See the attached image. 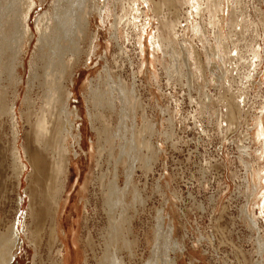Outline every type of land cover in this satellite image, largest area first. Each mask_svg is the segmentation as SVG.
Returning <instances> with one entry per match:
<instances>
[{
  "label": "rangeland",
  "instance_id": "rangeland-1",
  "mask_svg": "<svg viewBox=\"0 0 264 264\" xmlns=\"http://www.w3.org/2000/svg\"><path fill=\"white\" fill-rule=\"evenodd\" d=\"M4 1L0 0V13L5 11L10 16L0 21V232L13 224L17 238L8 264H51L56 258V264L60 259V264H108L107 249L114 248L110 246L112 221H116L117 237L130 241L126 248L116 246L119 259L124 264H147L155 257L152 239L158 209L163 228L170 224L168 215L173 217L175 228L170 235L178 242V248L171 245L165 250L168 256L164 259H176L177 264H255L260 256L254 233L241 214L246 194L240 182L244 167L237 158L236 142L246 130L250 133V117L264 100V81L255 83L262 79L264 69V32L258 39L260 62L250 77L248 106H244L236 127L225 131L217 127L214 117L205 116L202 126L197 125L190 116L192 104L183 84L167 79L162 64L154 63L158 84L151 80L150 72L140 71L142 55L135 33L119 17L126 1L110 0V12L102 19L97 14L91 17L73 43V56L81 52L82 57L71 66L69 78L61 76L59 70H65L68 59L72 63L71 55L50 66L49 60L39 65L33 85L29 83L37 46L35 22L44 13H52L54 0H32V34L21 49L20 35L14 30L21 0ZM148 13L151 16L150 10ZM152 26H156V20ZM193 42L199 44L197 39ZM56 56L60 51L54 46L51 58ZM52 80L68 87V119L76 138L80 127L83 139L82 144L71 141L68 174L57 213L60 226L56 242L50 238L48 207L44 195L37 193L36 184L43 193L53 187L61 152L56 145L42 151L43 173L31 175L32 166L22 151L24 146L35 152L34 123L55 85ZM121 89L127 91L126 96L130 94L127 99L121 97ZM210 89L216 92L212 86ZM175 103L179 106L177 113ZM11 104L14 117L10 110L7 112ZM13 122L19 130L16 141ZM50 123L53 132L60 120L52 117ZM146 123L154 126L146 129ZM169 125L171 138L161 133ZM96 128L104 131L98 134ZM147 136L150 146L155 147L153 155L145 143ZM245 139L252 150L251 140ZM12 142L17 143L25 164L20 175L13 165ZM234 172L238 177L233 176ZM111 197H121L122 201L117 203ZM31 198L38 224L30 218ZM168 201L173 203L174 211L166 207ZM261 228L264 230V222ZM160 235L163 237L156 240L158 248H162L166 237ZM208 235L213 240L209 241Z\"/></svg>",
  "mask_w": 264,
  "mask_h": 264
},
{
  "label": "bare ground",
  "instance_id": "bare-ground-1",
  "mask_svg": "<svg viewBox=\"0 0 264 264\" xmlns=\"http://www.w3.org/2000/svg\"><path fill=\"white\" fill-rule=\"evenodd\" d=\"M124 1L126 3L122 5L124 8H121L122 12L119 17L123 18L126 26L132 27L135 33L136 41L139 44L138 51L142 55L140 71L150 72L151 80L158 84L154 63L162 64L167 79L178 80L183 84L185 95L188 96L189 102L192 104L193 110L190 116L197 122V125L202 126L201 119L205 116L207 118L214 117L215 124L219 129L232 131L245 112L244 106H248L247 90L250 86V77L253 76V71L255 73L256 66L260 62L261 45L258 39L263 38L261 31L264 32V9L262 6L264 0ZM109 2L110 0H105L100 5L98 0H54L52 13H44L35 22L37 24V46L29 85L31 82L33 85L34 81L37 80L39 65L44 64L47 60L50 62L48 66L52 63L56 64L67 55L73 57L72 63L68 59L69 63L65 65V70L61 68L59 73L61 76L70 77L71 66L79 63L82 57L81 52L74 56L72 54L75 39L84 32V28L94 14L102 19L105 13L110 12ZM21 3L17 26L14 29L20 35L18 40L20 49L25 43L24 40L28 38L27 36L32 34L29 19L33 11L32 0H21ZM3 5L5 6V4ZM0 7L3 8V6ZM148 10H150L151 16H148ZM163 10L167 11L164 13ZM0 14V21H3L4 16H10L5 11ZM153 20H156L154 28L152 26ZM193 39H197L199 44L194 43ZM54 46L60 51V56L51 58ZM148 50L150 57L147 56ZM148 66H151L153 70L149 69ZM50 72L55 79L53 71ZM261 75L262 79L255 82L257 85L264 81V69ZM52 84L55 85L51 86L45 106L34 123L35 152L31 153L24 146H22V151L29 158L32 166L31 175L34 172L38 175L43 173L42 151L56 145L61 152L57 171L54 174L56 182L53 187L43 193L39 190L38 183L36 184L37 193L44 195L48 207L50 238L56 242L59 239L60 226L57 221V213L68 174L69 153L73 147L71 141L82 144L83 139L80 127L76 138L71 120L68 119V116L71 115V112L66 110L68 87L60 84V81L56 83L52 80ZM251 84L253 86L252 82ZM210 86L216 92L210 91ZM73 89L72 87L71 91ZM126 92L124 89L119 90L124 99L130 96V94L126 96ZM255 96H259V94ZM158 109L160 112L162 111L160 105H158ZM178 109V103H175L174 112L177 113ZM8 110H10V116L14 117L13 104L9 105L7 112ZM52 117L56 121L60 120V124L54 128L53 132L50 123ZM250 119L252 122L249 127L250 133L246 130L244 134L239 136V138L243 136L241 139L238 138L239 142H236L239 150L237 158L244 167L240 182L246 194V202L241 208V214L247 226L254 233L252 238L257 248V254L260 256V259L254 263L264 264V230L261 228L262 222H264V100ZM153 126L152 123H146V129ZM95 130L98 134L104 131L98 130V128ZM13 133L14 141H16L19 130L15 122H13ZM161 133L165 137L171 138L172 128L169 125ZM245 138H249L251 144L254 145L252 150H250ZM145 143L150 150L149 154L153 155L155 147L150 146V136H147ZM16 144L13 143L12 158L15 172L20 175L25 164L21 161L20 150ZM38 147H40L39 150ZM146 165L147 158L145 157ZM201 171L203 173L205 169L201 168ZM235 175L238 177L236 172L233 173V176ZM110 199L118 200L117 203L122 201L121 197H111ZM32 200L33 198H31L29 214L30 218L37 222ZM172 205L173 203L168 201L166 207L174 211ZM168 217L170 224L165 229L162 224L161 209H158L152 239L155 240L154 255L156 258H151L147 264H177L176 259L163 258V256H168L165 250L169 249L171 245H177L178 248V242L173 240L170 235L171 231L174 232V219L169 215ZM112 223L110 246L113 245L114 248L109 247L107 249L106 254L109 258L106 257V261L108 260V264H124L116 255V246L126 248L130 241L124 237H117L114 230L116 221H112ZM162 233L166 237L162 242V248H158L157 241L163 237L160 235ZM207 237L209 241L213 240L210 235ZM167 238L171 240L170 243ZM16 239L13 224L5 232H0V264H8L11 260ZM194 247L193 242V250ZM159 255L161 257H158ZM61 262H63L62 259L59 260V264ZM56 263L57 258L51 261V264Z\"/></svg>",
  "mask_w": 264,
  "mask_h": 264
}]
</instances>
